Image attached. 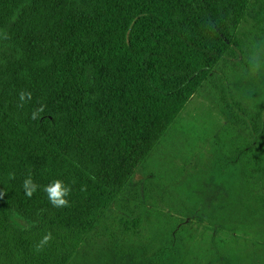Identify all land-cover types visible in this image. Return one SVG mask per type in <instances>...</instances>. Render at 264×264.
<instances>
[{"label": "trees", "instance_id": "1", "mask_svg": "<svg viewBox=\"0 0 264 264\" xmlns=\"http://www.w3.org/2000/svg\"><path fill=\"white\" fill-rule=\"evenodd\" d=\"M260 1L0 0V264H75L100 250L117 264H264V92L241 90L256 73L238 35ZM263 25L261 13L259 37ZM209 85L229 123L204 169H223L224 189L173 207L254 242L198 243L188 222L150 211L134 181ZM55 179L71 187L68 207L47 199Z\"/></svg>", "mask_w": 264, "mask_h": 264}, {"label": "rangeland", "instance_id": "2", "mask_svg": "<svg viewBox=\"0 0 264 264\" xmlns=\"http://www.w3.org/2000/svg\"><path fill=\"white\" fill-rule=\"evenodd\" d=\"M261 13H264V0L260 1L257 9L238 29V35L243 39L246 50L250 52L247 60L250 61L256 52L262 55V64L258 70H255L256 74L241 78L244 83L241 90L252 97L264 92V35L259 37L261 33L255 27L258 25ZM217 99L218 94L210 85L195 92L166 134V139L160 142L152 153L153 156L142 164L134 177V181L138 182L141 188L143 187V202L147 208L152 212L164 211L171 224L181 220L176 213L179 211L173 207L174 204L180 203L179 200L184 198L186 201H195L198 196L205 197L212 190L217 192L224 189L222 184L226 179L221 175L223 169L209 171L204 169L210 166L211 149L215 139L217 136H225L228 129L229 122ZM198 173L201 175L198 176ZM169 213L172 214V218ZM183 216L188 218V215ZM187 226L192 228V235L198 243L214 240L233 241L240 237L245 243L255 241L252 236L232 233L195 219L189 218ZM75 264L117 263L110 252L103 253L100 250L81 255Z\"/></svg>", "mask_w": 264, "mask_h": 264}, {"label": "clouds", "instance_id": "3", "mask_svg": "<svg viewBox=\"0 0 264 264\" xmlns=\"http://www.w3.org/2000/svg\"><path fill=\"white\" fill-rule=\"evenodd\" d=\"M250 63L253 66V70H258L261 66V62L259 61L256 54H253ZM18 95L20 102L25 103L31 100L32 94L29 91H21ZM44 109H45V105H41L39 108L34 110L32 113V118L38 119L39 114L43 112ZM10 177L14 178V173H10ZM22 187L25 190V195L28 198H31L33 194L38 190L39 185L36 182H34L31 175H29L27 178L24 179L22 183ZM44 191L47 194V199L54 207L64 208L69 206L70 201L68 199V196L71 193V187L65 184L63 180L61 179L53 180L47 186H45ZM2 195L3 193H0V196ZM26 227H30V225H26ZM53 238L54 237L50 231L46 233L36 245V251L43 250V248L47 246L50 243V241H52Z\"/></svg>", "mask_w": 264, "mask_h": 264}, {"label": "flooded vegetation", "instance_id": "4", "mask_svg": "<svg viewBox=\"0 0 264 264\" xmlns=\"http://www.w3.org/2000/svg\"><path fill=\"white\" fill-rule=\"evenodd\" d=\"M177 213V212H176ZM170 214V217L172 218V214L171 213H169ZM178 214V213H177ZM174 215V214H173ZM179 216L178 217H180L181 218V220L180 221H186V222H188V219L190 218L189 216H188V218H186V216H180V214H178ZM175 218H178V217H176V216H174ZM190 219H194V218H190ZM196 220V219H195Z\"/></svg>", "mask_w": 264, "mask_h": 264}]
</instances>
